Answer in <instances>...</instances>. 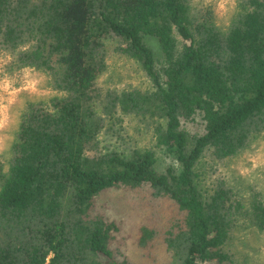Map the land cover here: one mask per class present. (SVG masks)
Segmentation results:
<instances>
[{"label": "trees", "instance_id": "16d2710c", "mask_svg": "<svg viewBox=\"0 0 264 264\" xmlns=\"http://www.w3.org/2000/svg\"><path fill=\"white\" fill-rule=\"evenodd\" d=\"M236 4L222 29L191 0H0L8 70H39L56 92L25 105L0 153V264H141L117 209L97 201L122 187L141 200L138 247L236 264L243 203L221 167L264 136V0ZM113 54L138 61L150 87L102 85ZM126 116L151 128V148L108 141H124ZM158 151L173 160L162 171ZM250 209L264 232V198Z\"/></svg>", "mask_w": 264, "mask_h": 264}, {"label": "rangeland", "instance_id": "374dc122", "mask_svg": "<svg viewBox=\"0 0 264 264\" xmlns=\"http://www.w3.org/2000/svg\"><path fill=\"white\" fill-rule=\"evenodd\" d=\"M237 0H191L198 12L211 11L215 23L226 29L236 11ZM149 45L159 52V44L153 37L148 38ZM11 56L0 48V153L10 150L11 143L19 127V116L29 101L46 99L56 92L51 87L50 78L34 68L20 71L8 70L7 63ZM99 82L106 87H124L133 85L147 89L150 84L133 58L121 54H113L108 60L107 70L99 76ZM119 138H108V141L119 149H124L136 141L142 148H151L154 143L153 132L139 118L124 117L123 129ZM106 135H113L108 133ZM108 137V136H107ZM114 147V146H113ZM173 162L163 151L157 152L156 167L160 171ZM210 159L203 158L198 165L199 185L206 197L213 191L210 173ZM230 184L240 193L243 209L239 213L240 223L234 231L229 247L238 254L236 264H264V232L258 230L252 222L251 202L262 196L264 198V136L256 137L249 146L221 167ZM127 188H115L104 192L97 201L113 205L121 215L126 233L130 236L128 247L134 259L141 264H178L175 256L163 247L150 250L137 246L138 225L141 218L137 215L140 199H128ZM236 252V253H237Z\"/></svg>", "mask_w": 264, "mask_h": 264}]
</instances>
